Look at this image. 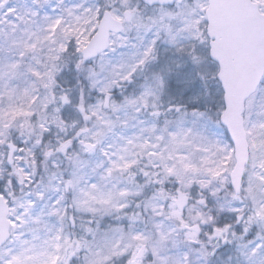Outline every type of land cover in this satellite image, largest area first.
<instances>
[{
  "label": "snow or ice",
  "instance_id": "6c2138e0",
  "mask_svg": "<svg viewBox=\"0 0 264 264\" xmlns=\"http://www.w3.org/2000/svg\"><path fill=\"white\" fill-rule=\"evenodd\" d=\"M0 264H264V0H0Z\"/></svg>",
  "mask_w": 264,
  "mask_h": 264
}]
</instances>
